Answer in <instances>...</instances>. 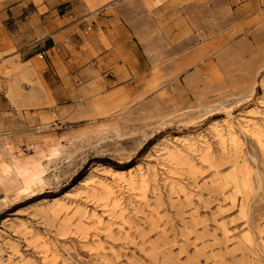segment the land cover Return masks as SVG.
Masks as SVG:
<instances>
[{
    "label": "rangeland",
    "instance_id": "obj_1",
    "mask_svg": "<svg viewBox=\"0 0 264 264\" xmlns=\"http://www.w3.org/2000/svg\"><path fill=\"white\" fill-rule=\"evenodd\" d=\"M42 2L0 0V264H264V0H123L145 71L58 102Z\"/></svg>",
    "mask_w": 264,
    "mask_h": 264
},
{
    "label": "crops",
    "instance_id": "obj_2",
    "mask_svg": "<svg viewBox=\"0 0 264 264\" xmlns=\"http://www.w3.org/2000/svg\"><path fill=\"white\" fill-rule=\"evenodd\" d=\"M109 1L79 17L63 13L60 0H43L28 15H33L35 24L27 36L40 33L45 37L36 43L38 48L47 49L41 77L56 102L64 84L73 86L76 78L89 79L83 69L85 62L90 61L101 77L110 76L103 79L106 85L120 86L128 75L133 77L145 71L147 58L143 50L139 52L140 42L131 27V23L144 19L142 9L129 10L123 6V0ZM161 6L159 2L154 8Z\"/></svg>",
    "mask_w": 264,
    "mask_h": 264
},
{
    "label": "built area",
    "instance_id": "obj_3",
    "mask_svg": "<svg viewBox=\"0 0 264 264\" xmlns=\"http://www.w3.org/2000/svg\"><path fill=\"white\" fill-rule=\"evenodd\" d=\"M55 50L57 49V47H53ZM47 49H41L40 51H39V56L40 57H42L43 55H46L47 54V51H46Z\"/></svg>",
    "mask_w": 264,
    "mask_h": 264
},
{
    "label": "bare ground",
    "instance_id": "obj_4",
    "mask_svg": "<svg viewBox=\"0 0 264 264\" xmlns=\"http://www.w3.org/2000/svg\"><path fill=\"white\" fill-rule=\"evenodd\" d=\"M116 171H117V170H116ZM121 171H122V170H121ZM121 171H120V172H121ZM122 172H123V171H122Z\"/></svg>",
    "mask_w": 264,
    "mask_h": 264
}]
</instances>
